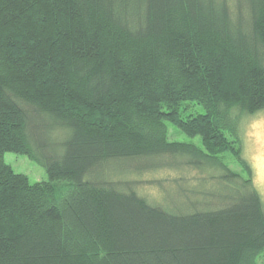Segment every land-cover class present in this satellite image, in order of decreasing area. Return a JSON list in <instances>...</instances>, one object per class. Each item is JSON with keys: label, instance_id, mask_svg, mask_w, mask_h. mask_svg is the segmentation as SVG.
Returning a JSON list of instances; mask_svg holds the SVG:
<instances>
[{"label": "trees", "instance_id": "obj_1", "mask_svg": "<svg viewBox=\"0 0 264 264\" xmlns=\"http://www.w3.org/2000/svg\"><path fill=\"white\" fill-rule=\"evenodd\" d=\"M262 109L264 0H0V264H264L240 136ZM167 121L203 146L170 140ZM142 158L217 185L169 210L99 173Z\"/></svg>", "mask_w": 264, "mask_h": 264}, {"label": "rangeland", "instance_id": "obj_2", "mask_svg": "<svg viewBox=\"0 0 264 264\" xmlns=\"http://www.w3.org/2000/svg\"><path fill=\"white\" fill-rule=\"evenodd\" d=\"M204 112H206L205 107L197 103L192 104L187 110V113L194 114ZM240 123L242 153L252 166L254 183L261 195L264 208V109L254 115L243 116ZM167 124L170 140L193 142L203 146L200 136L192 137L179 130L173 123L167 121ZM42 136L46 137L49 143L56 144L57 150L60 151L59 145L66 138L67 133L61 129L55 131L50 129L42 132ZM4 158L14 170L26 174L31 182L48 180L45 167L30 159L26 154L6 151ZM158 160H163V158L121 160L112 162L106 167L104 165L102 169H99V173L107 179L123 181L120 184L121 188L127 187L124 181L133 182L134 189L140 195L147 198L151 203L169 210L191 207L190 204L182 205L186 193H191L192 190L205 189L212 183L217 185L215 181H206L202 184L200 177L205 175V172L187 167L147 168ZM164 160H168V156H164ZM231 167L245 175L238 163L231 162Z\"/></svg>", "mask_w": 264, "mask_h": 264}]
</instances>
